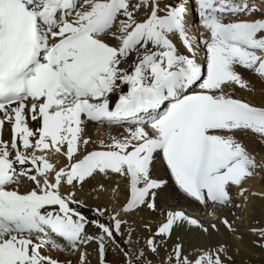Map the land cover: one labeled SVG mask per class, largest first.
Returning <instances> with one entry per match:
<instances>
[{"label": "snow or ice", "instance_id": "1", "mask_svg": "<svg viewBox=\"0 0 264 264\" xmlns=\"http://www.w3.org/2000/svg\"><path fill=\"white\" fill-rule=\"evenodd\" d=\"M254 178L264 0H0V264H237Z\"/></svg>", "mask_w": 264, "mask_h": 264}, {"label": "bare ground", "instance_id": "2", "mask_svg": "<svg viewBox=\"0 0 264 264\" xmlns=\"http://www.w3.org/2000/svg\"><path fill=\"white\" fill-rule=\"evenodd\" d=\"M177 46L179 47V44ZM253 82L255 83V87H256L255 93H250V92L241 90L237 92L236 94L241 97H246L247 99L255 100L256 102H259L261 99V95H260L261 85L258 82H255V81ZM102 131H106V130L98 131L97 129L91 128V127L89 129V133L94 137L101 135ZM119 131L120 129H113V132H119ZM5 138H7V133H5ZM243 140L245 144L249 145L250 147H258V145H256L255 139L251 136L243 137ZM251 184L257 190H264V179L262 178H254L251 181ZM254 203L257 205V208H258L259 201H254ZM257 215H258V212H257ZM242 231H244L243 240L242 241H232V243L235 246H238L240 248V255L237 256L236 258L237 264H239L240 260L242 259H246L247 261L250 262V264H264V253H262L259 249L252 248L251 243H250L252 238L248 235L247 231L243 227H242Z\"/></svg>", "mask_w": 264, "mask_h": 264}]
</instances>
